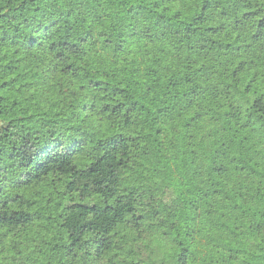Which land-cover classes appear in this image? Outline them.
<instances>
[{
	"label": "clouds",
	"instance_id": "9594fccd",
	"mask_svg": "<svg viewBox=\"0 0 264 264\" xmlns=\"http://www.w3.org/2000/svg\"><path fill=\"white\" fill-rule=\"evenodd\" d=\"M194 12L191 0H0V110L38 145L90 141L120 205L114 231L83 232L25 190L21 211L0 208V264H264V0L204 13L227 48Z\"/></svg>",
	"mask_w": 264,
	"mask_h": 264
},
{
	"label": "trees",
	"instance_id": "16d2710c",
	"mask_svg": "<svg viewBox=\"0 0 264 264\" xmlns=\"http://www.w3.org/2000/svg\"><path fill=\"white\" fill-rule=\"evenodd\" d=\"M191 3L199 5L200 14L194 12V20L207 24V30L213 34V43L223 48L230 46L232 39L227 31L215 23V18L209 19L204 15L216 5V0H191ZM14 70L8 69L9 72ZM8 83L4 80L0 86H7ZM4 100L5 97L0 95V104ZM105 107L108 109L107 105ZM117 108L118 105L112 106L108 112L119 121ZM128 126H132L130 119ZM31 136L18 118L14 121L0 110V194L15 191L12 198H4L0 202V208L21 211L20 198L23 196L27 199L25 190H31L35 197L46 195V203L59 208L62 215L66 213L65 219H70L78 231H92L110 223L114 231L119 221L112 222L120 207L114 187L116 177L115 174L105 175L99 158L93 159L85 153V145L90 141L78 136L67 139L52 137L38 145ZM121 143L122 134L118 133L107 141L105 147L118 149ZM99 151L101 155L104 154V148ZM35 203L34 199L31 206H35ZM29 207L23 205V208ZM127 212L131 213L132 210L127 209ZM138 218L143 219V214H138ZM0 220L6 221L7 213L0 215Z\"/></svg>",
	"mask_w": 264,
	"mask_h": 264
}]
</instances>
